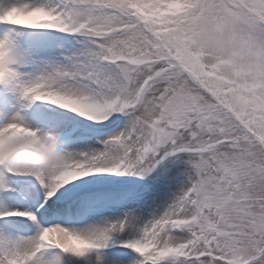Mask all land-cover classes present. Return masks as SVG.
I'll return each instance as SVG.
<instances>
[{
  "label": "snow or ice",
  "instance_id": "6c2138e0",
  "mask_svg": "<svg viewBox=\"0 0 264 264\" xmlns=\"http://www.w3.org/2000/svg\"><path fill=\"white\" fill-rule=\"evenodd\" d=\"M0 264H264V0H0Z\"/></svg>",
  "mask_w": 264,
  "mask_h": 264
}]
</instances>
